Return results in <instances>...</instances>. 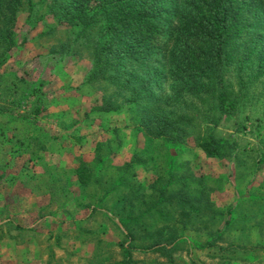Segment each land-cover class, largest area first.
Returning a JSON list of instances; mask_svg holds the SVG:
<instances>
[{"label":"rangeland","instance_id":"rangeland-1","mask_svg":"<svg viewBox=\"0 0 264 264\" xmlns=\"http://www.w3.org/2000/svg\"><path fill=\"white\" fill-rule=\"evenodd\" d=\"M67 3L23 0L13 45L0 41V264H264V35L226 47L221 81L246 88L206 123L207 82L180 75L189 32L156 30L136 60L115 48L106 69L94 54L103 20L77 25ZM112 44L96 47L102 59ZM162 116H184V133L148 136L145 121ZM205 130L222 141L212 155ZM182 197L199 211L181 212ZM130 215L167 235L125 227Z\"/></svg>","mask_w":264,"mask_h":264},{"label":"trees","instance_id":"trees-1","mask_svg":"<svg viewBox=\"0 0 264 264\" xmlns=\"http://www.w3.org/2000/svg\"><path fill=\"white\" fill-rule=\"evenodd\" d=\"M91 1L68 0L66 7H69L68 14L74 23L81 24L82 27L94 26L103 20L100 40L97 39L94 43L96 62L102 67L108 69L112 66L108 55L115 48L122 52L121 57H124L122 60H136L152 53L154 46L147 45L146 39L153 33L158 35L162 32L156 33V30L171 32L173 28H176L180 36L186 30L193 37L196 48L188 47L184 51V58L181 60L184 65L180 66V75L207 82L202 95L208 99L209 103H213V106L207 109L206 123L214 121L212 112L215 109H219L220 113H230L236 109L240 100L239 95L246 86H243V80H239V87L234 92L221 81L225 66L230 62L226 47L231 42L245 36L250 37L256 32L264 35V0H105L95 10H92L90 6ZM22 2L23 0H0V41L5 43L6 49L14 43L13 29ZM101 40L105 43L116 41L115 45L113 43L105 47L104 59L96 48ZM128 49L130 52H127ZM4 60L5 56L2 52L0 65L4 63ZM214 105L217 108H214ZM183 118L184 116L176 118L162 116L156 118L154 122L145 121L144 127L148 136L175 138L184 133V130L180 131L179 127L174 128V125ZM207 130L203 132L200 145L207 154L212 155L223 145L220 138ZM78 169L79 172L82 171L84 177L92 175L88 172V166L85 163H81ZM133 190L130 188L128 194L123 195L122 199L126 197L128 201H132L135 195ZM163 190L166 191L165 188ZM163 197L164 193L157 202L160 206L165 204ZM174 204L187 216L192 211H199L198 202L195 199L187 200L186 197H182L174 201ZM152 213L154 212L147 209L145 215H152ZM135 217L132 215L126 217L125 221L123 220L125 227L140 226V229L146 233L155 232L162 237L167 235L168 229L166 231L161 227L154 228ZM160 244L159 241L154 242L158 249L165 250V245ZM122 264H135V261L127 256Z\"/></svg>","mask_w":264,"mask_h":264}]
</instances>
